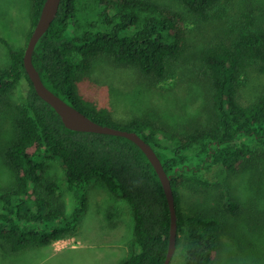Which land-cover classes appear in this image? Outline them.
I'll list each match as a JSON object with an SVG mask.
<instances>
[{
	"label": "trees",
	"instance_id": "obj_1",
	"mask_svg": "<svg viewBox=\"0 0 264 264\" xmlns=\"http://www.w3.org/2000/svg\"><path fill=\"white\" fill-rule=\"evenodd\" d=\"M45 2L32 0V27L24 48L3 40L10 63L0 68V109L13 105L16 136L2 152L15 181L0 188V241L11 252H19L62 239L78 227L88 207L87 189L96 177L132 211L138 251L123 264H164L172 212L147 155L126 137L69 129L38 95L26 71L25 50ZM177 2L182 7L156 0H62L33 62L54 93L97 122L112 125L106 122L112 117L108 109H98L79 89L96 59L107 57L109 66L129 68L157 87L179 79L194 40L206 37L198 71L210 84L204 120L191 116L175 128L150 118L132 120L124 128L112 126L139 133L154 147L170 176L178 217L177 248L182 236L187 239L181 264H214L228 219L240 216L243 205L228 196L211 213L188 215L185 187L189 183L208 187V172L216 167L236 172L256 147L264 146V23L251 10L237 19L232 12L238 0ZM211 25L218 27L217 35L207 34ZM23 79L30 87L25 99L15 104L10 96ZM183 83L184 79L179 85ZM56 158L66 168V186L74 195L69 212L54 205L59 182L45 181L46 162ZM176 258L177 250L171 264Z\"/></svg>",
	"mask_w": 264,
	"mask_h": 264
},
{
	"label": "rangeland",
	"instance_id": "obj_2",
	"mask_svg": "<svg viewBox=\"0 0 264 264\" xmlns=\"http://www.w3.org/2000/svg\"><path fill=\"white\" fill-rule=\"evenodd\" d=\"M156 1L182 7L177 0ZM238 1L232 12L237 19L242 12L252 11L257 20L264 23V0ZM31 12L32 0H0V68L10 63L9 50L3 40L17 49L25 47L32 27ZM217 33V26L208 27L207 34ZM205 41L206 37L194 40L178 72L179 79L168 80L157 87L145 83L133 70L109 66L111 60L100 57L95 60L93 71L82 77L80 93L98 109H108L112 117L106 122L120 128L132 120L144 118L161 123L166 121L174 128L191 116H203L204 120L209 113L210 84L200 77L198 71L203 65ZM182 79L184 83L179 85ZM29 87L27 79H23L10 99L15 104L20 103ZM12 112L14 107L10 103L0 109L2 189L11 187L15 181L14 172L2 158L4 147L16 136ZM46 163L45 181L57 180L60 184L54 205L72 211L74 195L66 186V168L62 160L48 159ZM207 177L210 179L208 187L186 185V214L211 213L222 207L228 196L243 205L240 216L228 219L214 264H264V146L256 147L240 170L229 172L216 167L208 172ZM86 196L88 207L76 229L48 246H32L19 252H11L6 243L0 241V264H123L138 251L130 206L113 198L96 177ZM109 214L113 217L110 218ZM186 244L187 239L182 236L174 264L182 263L180 257Z\"/></svg>",
	"mask_w": 264,
	"mask_h": 264
},
{
	"label": "water",
	"instance_id": "obj_3",
	"mask_svg": "<svg viewBox=\"0 0 264 264\" xmlns=\"http://www.w3.org/2000/svg\"><path fill=\"white\" fill-rule=\"evenodd\" d=\"M61 2L62 0H46L41 16L34 28V31L28 41L25 50L24 64L26 67V71L38 95L56 110V112L61 116L64 124L69 129L82 132H92L126 137L135 142L144 151L160 176L172 212L170 246L167 258L164 262V264H171V261L177 250L178 238V217L175 196L170 176L165 171L163 163L154 147L139 133L120 129L112 125L101 124L81 109L76 108L74 105L68 103L66 100L54 93L45 85L40 72L34 65L33 55L36 47L40 39L46 34V32L49 30L52 23L56 19Z\"/></svg>",
	"mask_w": 264,
	"mask_h": 264
}]
</instances>
